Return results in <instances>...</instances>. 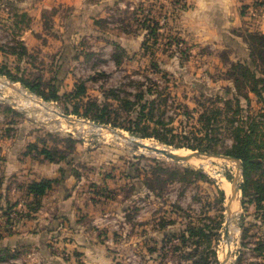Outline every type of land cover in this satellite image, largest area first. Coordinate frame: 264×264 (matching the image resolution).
I'll return each mask as SVG.
<instances>
[{
    "label": "rangeland",
    "instance_id": "1",
    "mask_svg": "<svg viewBox=\"0 0 264 264\" xmlns=\"http://www.w3.org/2000/svg\"><path fill=\"white\" fill-rule=\"evenodd\" d=\"M15 1L12 8L0 0V67L10 73H0V78L11 84L0 89V155L2 139L20 136L27 151L34 142L61 157L91 205L99 208L87 221L96 238L90 242L103 251L94 249L87 262L82 250L65 244L70 238L65 236L64 242L48 240L45 250L21 243L0 264H237L239 259V264H264V256L253 250L264 239V223L250 196L242 194L241 160L240 169L236 161L217 156H206L204 163L175 161L101 126L181 154H224L233 139L231 121L243 118L248 124L255 117L260 147L254 151L264 156V91L257 96L245 82L239 92L228 77L231 63L241 58L264 77V60L256 56L255 65L248 49L240 54L233 46L194 42L180 25L178 9L184 0H112L95 16L74 23H67L70 9L53 0ZM152 27L157 28L155 37L147 35ZM80 83L84 93L76 97L71 92ZM21 89L54 111L29 103ZM54 90L57 99L45 97ZM92 103L106 108L110 122L70 113L74 107L95 111ZM141 104L145 112L158 108L153 118L138 120ZM215 107L223 110L218 129L205 135L199 115L211 114L208 110ZM59 113L79 121L70 123ZM158 116L175 133L187 132V138L175 141L213 143L217 152L144 136L154 132ZM237 173L233 228L225 237L227 199ZM189 228L199 234L192 235Z\"/></svg>",
    "mask_w": 264,
    "mask_h": 264
},
{
    "label": "crops",
    "instance_id": "2",
    "mask_svg": "<svg viewBox=\"0 0 264 264\" xmlns=\"http://www.w3.org/2000/svg\"><path fill=\"white\" fill-rule=\"evenodd\" d=\"M53 1L70 9L67 23H74L79 17L95 16L106 2L112 0ZM139 1L144 0H123L124 3ZM255 1L184 0L178 9L180 25L194 42L222 48L233 46L238 51L240 49V54H247L245 35L264 31V0H258L260 4ZM1 144L0 251H15L21 243L23 247L45 250L49 247L48 240L52 238L64 242L61 239L65 236L70 237L65 244L82 250L87 262L94 249L103 251L93 241L90 242L96 238L88 230L87 218L98 215L99 208L91 205L89 195L82 192L81 181H77L60 162L27 151L24 146L26 142L20 136L4 138ZM43 178L56 181L40 197L39 205L34 210L31 209L33 197L28 194L27 185L32 180ZM12 209L19 213L14 227H10L13 220L8 213ZM24 212H27L26 216Z\"/></svg>",
    "mask_w": 264,
    "mask_h": 264
},
{
    "label": "trees",
    "instance_id": "3",
    "mask_svg": "<svg viewBox=\"0 0 264 264\" xmlns=\"http://www.w3.org/2000/svg\"><path fill=\"white\" fill-rule=\"evenodd\" d=\"M2 2L8 3L10 7L14 8L16 7V1L15 0H1ZM257 4H260L258 0H256ZM26 13L23 12L22 15H25ZM157 33V28L152 27L150 28L149 32H147L148 36L155 37ZM245 41L247 43V49L249 50V56L252 57L251 63L257 64L256 62V56L260 57L262 60H264V31H254L249 32L245 35ZM0 73L5 74L7 73L10 75L9 72L3 71L2 67H0ZM228 77L232 80L235 89L238 91L240 83L245 84V82L248 84L246 87L250 92L255 93L257 96H261L262 92L264 91V77L257 76L256 71L252 69L249 60L244 59L242 61H234L231 63L229 71H228ZM263 83V84H261ZM261 84V85H260ZM262 86L263 88L259 87ZM32 88V87H31ZM33 89V88H32ZM240 92V91H239ZM84 93V85L78 84L73 92L74 96L78 97ZM161 94V91L158 92ZM140 95V93H138ZM48 96V97H47ZM244 97H248L247 92L243 94ZM46 98H52L57 99L59 97L57 91H52L50 95H45ZM143 95L141 94L139 98H142ZM237 97V96H236ZM162 99H166V97H161ZM238 100V98H236ZM91 102V101H89ZM155 100L152 99L151 103H154ZM228 102V100H226ZM96 108L95 111L90 110L89 108H92V106H89L85 111L79 112L77 107H74L70 113H76L78 115H82L84 117H92V119L100 121V122H108L109 121V114L105 110V107L99 108L96 103H92ZM239 104V102H238ZM153 105V104H152ZM240 105H237V108ZM146 106L145 104L140 105V109H138V120L142 119L143 117L150 116L153 118L154 116V110H158V108L155 106H151L148 108V111L145 112ZM208 111L211 112V114H208L207 111L201 112L199 115V119L201 122H203V131L204 134H209L210 131L217 130V120H218V114H220L223 110L219 107H215L214 109H209ZM205 117V120H203L202 117ZM159 120H157V126L154 128V132L151 133H142L144 136H153L163 142L174 144L175 146H185L189 147L191 149H199L201 151H212L217 152L216 147L213 143L208 144H201L200 142L196 144L187 143V140L180 141L181 139H178V141H175L174 138L177 136L184 138H187V132L185 133H175L173 127L168 125V123L163 122L162 119L158 116ZM236 119H233L231 121L232 127H230L231 130V136H232V142L224 149V154L230 155L236 158H239L242 163V171L244 180L241 184L240 188L242 191V194L244 197L250 196L249 201H252L255 203V209L258 212V215L260 219L264 223V179H260V176L264 175V156L260 155L258 152H255V147H260V145L257 144V133L259 131L258 129V119L255 117H252L251 121L246 124L245 119L241 118V123H237L235 121ZM264 120V119H260ZM110 122V121H109ZM138 122V121H137ZM136 122V123H137ZM233 122H236L234 124ZM113 125L115 126L116 123L113 122ZM128 131L133 132V128L130 126L124 127ZM183 134V135H182ZM195 135V134H194ZM183 138V137H182ZM28 148L31 150H37L39 154L43 155V157L50 161H56L59 162L61 157L56 158L53 156V152L48 147H37V145L34 142H31L28 144ZM29 150V152H31ZM62 172V169H61ZM256 172H258L257 178H255ZM156 179H161L159 175H155ZM55 179L50 178H43L41 180H32L27 185V192L28 194H31L33 197L32 200V206L31 209H36L39 205L40 197H42L53 185L55 182ZM252 190L250 191V189ZM220 193L222 195V198H224V191L220 190ZM245 202V201H244ZM29 209V208H28ZM8 214V213H7ZM25 216L27 215V212H24ZM192 235L199 234L197 230L194 228H189ZM253 250H256L259 255L264 256V239L257 242L256 247H253ZM11 254L8 250H2L0 251V260L6 259ZM240 263V259L238 260L237 264Z\"/></svg>",
    "mask_w": 264,
    "mask_h": 264
},
{
    "label": "water",
    "instance_id": "4",
    "mask_svg": "<svg viewBox=\"0 0 264 264\" xmlns=\"http://www.w3.org/2000/svg\"><path fill=\"white\" fill-rule=\"evenodd\" d=\"M13 86V85H12ZM59 115L63 116L68 122L70 123H76L79 120H75L72 119L69 115L64 114V113H59ZM103 127L108 128L110 131H112L115 134H119L120 136H122L123 138H126L128 140H130L131 142L137 144L138 146H141L143 148H147L151 151L163 154L164 156L171 158L175 161H188L190 158L195 157V156H199L201 155V152L194 150L192 153L189 154H179V153H175L172 150H170L169 148L166 147H159L156 145H148L146 143H144L143 141H139L137 139H135L134 137H127L125 135H123L122 133H119L115 130H113L112 128L107 127L106 125H101ZM202 154H204L205 156H217V157H222L231 161H236L237 164V168L240 169L241 168V163H240V159L230 156V155H226V154H221V153H207V152H203ZM239 189V181H238V173L236 174L235 178L233 179V183L230 189V193L228 195V201H227V219L224 225V236L228 237L229 234V224L233 221V212H232V203L233 200L236 198L237 196V190ZM231 214V217L229 216Z\"/></svg>",
    "mask_w": 264,
    "mask_h": 264
},
{
    "label": "bare ground",
    "instance_id": "5",
    "mask_svg": "<svg viewBox=\"0 0 264 264\" xmlns=\"http://www.w3.org/2000/svg\"><path fill=\"white\" fill-rule=\"evenodd\" d=\"M9 85H11L9 81L0 78V89L7 88V87H9ZM16 91H17V90H16ZM18 91H19L21 97H23L24 99L28 98V100H30L29 103H31V101H32L33 104H35V105H41V106H44V107L50 109L51 111H54V109H53L52 107L50 108V107L47 106L46 103L41 102L40 100L36 99L35 97L29 96V94H27L25 91H22V89H21V90H18ZM16 96H17V93H16ZM21 97H20V98H21ZM20 100H21V99H20ZM24 102H25V100H24ZM27 102H28V101H27ZM41 106H40V107H41ZM144 143H146V144H148V145L151 144V143L149 144V143H147V142H144ZM156 146H158V145H156ZM159 147H163V146H159ZM169 149H170V148H169ZM170 150H172V151L175 152V153H179V154H181L179 149H170ZM210 158H211V157H210ZM205 160H206V156H204V155L195 156V157H192V158L189 159V161H197V163H204V162H206ZM209 160H210V159H209ZM226 160H227V159H226ZM228 162H229V161H228ZM194 164H195V163H194ZM226 191H228V190H226ZM232 209H233V208H232ZM229 216L231 217V214H230ZM229 228H230V227H229ZM232 228H233V227H232ZM232 228H230V229L232 230ZM230 229H229V231H230ZM230 232H231V231H230ZM229 247H230V246H229ZM228 263H229V262H225V264H228Z\"/></svg>",
    "mask_w": 264,
    "mask_h": 264
},
{
    "label": "built area",
    "instance_id": "6",
    "mask_svg": "<svg viewBox=\"0 0 264 264\" xmlns=\"http://www.w3.org/2000/svg\"><path fill=\"white\" fill-rule=\"evenodd\" d=\"M9 215H10V217L12 218V220H13V223L10 225V227H14V225H15V221L18 219V217H19V213L18 212H16V211H11L10 213H9Z\"/></svg>",
    "mask_w": 264,
    "mask_h": 264
}]
</instances>
